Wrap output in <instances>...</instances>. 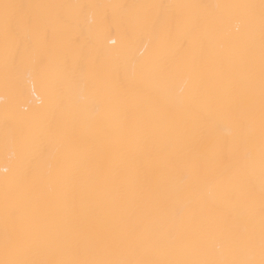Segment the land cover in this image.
Listing matches in <instances>:
<instances>
[{
    "label": "snow or ice",
    "instance_id": "snow-or-ice-1",
    "mask_svg": "<svg viewBox=\"0 0 264 264\" xmlns=\"http://www.w3.org/2000/svg\"><path fill=\"white\" fill-rule=\"evenodd\" d=\"M222 8L249 10L247 45L222 52L200 40L193 55L212 15L191 10ZM89 12L95 21L82 25ZM118 22L149 29L163 53L133 65L135 80L99 51L72 59L89 34ZM173 36L179 48L169 54ZM0 42L6 89L22 86L27 64L52 85L44 120H18L5 108L4 145L18 154L21 175L3 182L0 264H264V0H0ZM180 66L199 71L177 92L169 82ZM129 93L154 102L130 108ZM56 137L60 155L50 150Z\"/></svg>",
    "mask_w": 264,
    "mask_h": 264
},
{
    "label": "bare ground",
    "instance_id": "bare-ground-1",
    "mask_svg": "<svg viewBox=\"0 0 264 264\" xmlns=\"http://www.w3.org/2000/svg\"><path fill=\"white\" fill-rule=\"evenodd\" d=\"M12 3L30 4H221V5H244L259 4V0H8ZM194 14L206 17L209 12L211 20L205 19L197 33V45L193 55L199 52V41L203 40L209 48L217 51H243L249 41L247 27V16L249 10L242 8H222L217 10H191ZM96 19L94 13L81 18L80 23L87 25ZM58 39L67 45L68 33L58 31ZM91 44L82 52L76 53L73 60L79 59L81 55L89 58L95 56L99 51L104 54L105 63L109 67H119L120 75L129 80H135L133 65L154 64L163 54L157 37L144 27L130 26L125 23H115L110 29L95 31L88 35ZM115 41V43H112ZM179 48V37L173 36L168 42L167 51L174 53ZM199 71L198 68H186L183 66L174 69L170 86L174 91H179L185 86L190 73ZM19 79L22 86L17 88L4 87L3 83V61L2 42H0V203L4 191V179L7 177L15 182L21 175V162L16 151L4 145V114L5 108L9 115L18 120L35 118L44 120L47 116L51 103L52 85L50 76L46 72H34L31 64L25 66ZM87 94V89H83ZM130 108L137 105L148 107L153 104L152 96L137 97L129 93L125 101ZM230 128H224L223 134H230ZM101 141L95 142L99 148ZM50 150L57 155L63 153V140L56 137L51 141ZM99 155L98 152L95 153ZM48 161H41V166L47 168ZM0 236H2V218H0Z\"/></svg>",
    "mask_w": 264,
    "mask_h": 264
}]
</instances>
